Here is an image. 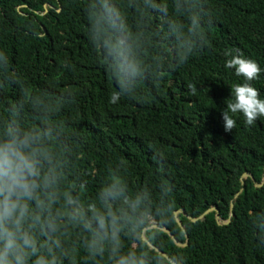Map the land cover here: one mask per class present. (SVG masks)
<instances>
[{"label": "trees", "instance_id": "16d2710c", "mask_svg": "<svg viewBox=\"0 0 264 264\" xmlns=\"http://www.w3.org/2000/svg\"><path fill=\"white\" fill-rule=\"evenodd\" d=\"M87 3L0 0V51L20 81L0 83V101L15 100L25 86L60 96L56 119L85 141L86 167L101 173L123 158L132 188L153 187L163 173L174 214L198 217L216 206L222 220L230 218L219 223L212 210L193 221L180 211L182 225L175 215L168 228L186 244L167 231L147 239L177 264H264V117L246 127L237 114L230 131L221 119L232 88L243 82L224 67L225 51L239 49L264 67V0H205L207 44L115 101L116 83L88 40ZM251 84L264 97V72Z\"/></svg>", "mask_w": 264, "mask_h": 264}, {"label": "clouds", "instance_id": "9594fccd", "mask_svg": "<svg viewBox=\"0 0 264 264\" xmlns=\"http://www.w3.org/2000/svg\"><path fill=\"white\" fill-rule=\"evenodd\" d=\"M86 12L88 40L116 83L113 101L207 44L205 0H88ZM224 55V67L243 77L221 110L224 130L237 114L252 126L264 117V97L251 84L264 67L239 49ZM4 81L20 83L0 51ZM61 102L27 86L0 101V264H176L146 242L175 220L171 184L160 173L153 187H130L123 158L101 173L86 167L85 141L56 119ZM69 136L78 142L70 145Z\"/></svg>", "mask_w": 264, "mask_h": 264}, {"label": "water", "instance_id": "95a60500", "mask_svg": "<svg viewBox=\"0 0 264 264\" xmlns=\"http://www.w3.org/2000/svg\"><path fill=\"white\" fill-rule=\"evenodd\" d=\"M250 173H244V176H246V175H249ZM262 183H257V185H261ZM239 193H237L236 194V197H237V195H238ZM234 205L232 204L231 205V214H230V216L233 214V207ZM212 210H217V207L216 206H213V207H210V208H208L205 212H203L202 214H200L198 217H193V216H191V215H189L188 213H186L185 212V210L184 209H181V210H176L175 211V215H176V218H177V220H178V222H179V224L180 225H182V223H181V221H180V219H179V217H178V213L180 212V211H182V212H184L189 218H191V220H193V221H196V220H198V219H201V218H203L208 212H210V211H212ZM216 219H217V221L220 223L221 221L222 222H224V223H228L229 221H230V218H227V219H223L222 220V218H221V216H220V214H219V212H218V210H217V213H216ZM165 231H167L173 238H174V240H175V242L178 244V245H184V244H186L187 242H185V243H181L179 240H177L175 237H174V234L171 232V230L169 229V228H167ZM147 241V240H146ZM148 242V241H147ZM148 244L150 245V246H153L154 244H152L151 242H148ZM177 264V263H176Z\"/></svg>", "mask_w": 264, "mask_h": 264}, {"label": "rangeland", "instance_id": "374dc122", "mask_svg": "<svg viewBox=\"0 0 264 264\" xmlns=\"http://www.w3.org/2000/svg\"><path fill=\"white\" fill-rule=\"evenodd\" d=\"M246 176H248V175H246ZM264 179V178H263Z\"/></svg>", "mask_w": 264, "mask_h": 264}]
</instances>
